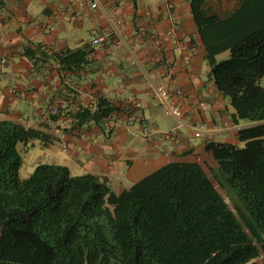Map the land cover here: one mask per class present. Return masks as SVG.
Instances as JSON below:
<instances>
[{"label":"trees","instance_id":"trees-1","mask_svg":"<svg viewBox=\"0 0 264 264\" xmlns=\"http://www.w3.org/2000/svg\"><path fill=\"white\" fill-rule=\"evenodd\" d=\"M187 2L229 119L247 123L237 142L205 141L209 174L198 162L171 161L114 192L106 177L71 175L61 164L39 163L22 178L17 144L54 139L0 120V264H258L264 256V0ZM34 46L22 54L47 56ZM223 51L228 58L217 61ZM51 56L63 68L87 62L83 50ZM125 109L98 98L66 116L79 126Z\"/></svg>","mask_w":264,"mask_h":264},{"label":"crops","instance_id":"crops-1","mask_svg":"<svg viewBox=\"0 0 264 264\" xmlns=\"http://www.w3.org/2000/svg\"><path fill=\"white\" fill-rule=\"evenodd\" d=\"M67 1L0 0V59L7 60L0 66V120L49 133L54 139L51 144L43 146L38 141L45 163L65 165L77 175L106 177L114 192L171 161L214 167L205 140L193 136L191 125L229 119L233 109L209 76L187 0H174V11L180 29L193 38L191 65L185 68L166 51L167 69L159 67L148 36L151 30L163 33L169 24L162 0H101L100 8L76 20L70 18V11L57 13ZM114 10L121 15L120 31L126 43L111 34L107 43L93 46V32L110 30ZM36 43L45 47L47 56L35 52L29 59L22 54L23 47L35 50ZM65 49L85 51L87 62L63 68L51 53ZM155 84L170 89L181 86V125L158 103L152 90ZM98 98L126 109L98 123L74 126L66 113L94 107ZM201 102L207 104L206 110H200ZM52 107L60 111L54 117L48 112ZM143 126L175 130V137L151 140L142 132ZM235 131L221 129L211 140L236 143ZM63 143L68 145L64 152Z\"/></svg>","mask_w":264,"mask_h":264},{"label":"built area","instance_id":"built-area-1","mask_svg":"<svg viewBox=\"0 0 264 264\" xmlns=\"http://www.w3.org/2000/svg\"><path fill=\"white\" fill-rule=\"evenodd\" d=\"M161 6L166 12L169 24L163 33L151 30L148 34L150 44L153 47V54L159 60L158 65L161 68L167 69L168 60L165 58L166 51H170L173 54L174 60L178 59L185 68H189L191 65V54L194 49L193 38L189 33L180 29V25L177 21V15L174 11V0H162ZM100 7L101 0H68L64 7L57 10V13L70 11V18L76 20L77 18L84 16L88 11L98 9ZM145 14L150 16V10L145 11ZM121 24V15L118 10H114L110 30L94 31L90 38V44L93 46H101L110 40L111 34L117 35L123 43H126V40L123 38L120 31ZM6 63L7 60L5 58L0 59V66H4ZM14 88L15 85H12L10 90L13 91ZM152 90L158 103L163 106L166 112L177 121L178 125H181L183 119V110L181 108L183 90L181 86L175 84L173 88L170 89L163 84H155L152 85ZM199 108L200 110H206L208 106L206 103L201 102L199 103ZM49 111L51 113L57 112L54 107L50 108ZM239 127H241L239 124H233L230 119H224L219 122L202 120L197 124L191 125L193 136L205 141L211 140L214 134L219 132L221 129H237ZM142 132L146 135V137L154 141L170 140L175 137V130L162 131L149 126H143ZM67 148L68 145L63 143L62 150L67 151Z\"/></svg>","mask_w":264,"mask_h":264},{"label":"rangeland","instance_id":"rangeland-1","mask_svg":"<svg viewBox=\"0 0 264 264\" xmlns=\"http://www.w3.org/2000/svg\"><path fill=\"white\" fill-rule=\"evenodd\" d=\"M229 51H223L220 54L216 56V60L220 61L223 59L228 58ZM167 131V130H162ZM58 147H54L56 153H61ZM17 149L20 152V155L22 157V163L19 169V175L22 178L27 177L35 168V166L39 163H45L46 162V155H44L43 151L44 148L39 146L38 140H34L33 143H29L27 146L23 145L22 143L17 144ZM63 151V150H62ZM64 152V151H63ZM207 169V168H206ZM207 173L209 174V171L207 169ZM71 175H77L73 171L70 172ZM220 194L225 198L226 202L230 207H232V202L229 197L225 194L224 190L217 184L215 180H212ZM256 262L258 264H264V256H260L256 259Z\"/></svg>","mask_w":264,"mask_h":264}]
</instances>
